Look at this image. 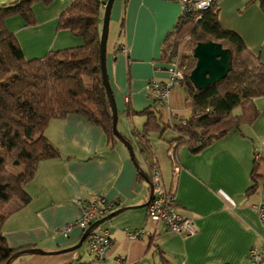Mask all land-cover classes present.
Here are the masks:
<instances>
[{
    "label": "crops",
    "instance_id": "obj_1",
    "mask_svg": "<svg viewBox=\"0 0 264 264\" xmlns=\"http://www.w3.org/2000/svg\"><path fill=\"white\" fill-rule=\"evenodd\" d=\"M15 1L0 0V7ZM70 4V0L35 4L32 25L19 16L7 20V30L27 60L82 46L81 38L59 28V18ZM183 11L180 3L170 0L115 1L107 69L118 107L119 132L132 144L140 169L121 141H108L102 128L83 116L53 119L46 137L60 158L39 164L26 186L31 202L14 212L3 229L10 248L45 253L25 254L12 264H119L121 260L126 264H250L252 249L264 251V222L255 209L264 203V96L255 99L260 114L253 124L242 125L198 153L184 145L177 148L178 175L169 156L178 134L171 129L168 135L161 129L144 135L148 121L144 111L167 107L171 118L177 116L170 97L167 106L153 101L150 86L170 78L171 63L164 50ZM103 17L104 8L101 27ZM219 19L264 64L261 2L219 0ZM256 161L259 187L248 193ZM154 168L160 169L166 190L176 195L178 211L194 220L195 235L171 233L162 224L148 221L143 206L149 200L151 183L142 172L151 181ZM93 197L119 199L122 204L115 211L128 208L104 223L112 245L102 262L96 261L87 241L86 250L61 252L80 242L84 232L79 227H73L68 237L57 233L80 219L78 201ZM140 228L146 230L142 238L128 239L125 231Z\"/></svg>",
    "mask_w": 264,
    "mask_h": 264
},
{
    "label": "trees",
    "instance_id": "obj_2",
    "mask_svg": "<svg viewBox=\"0 0 264 264\" xmlns=\"http://www.w3.org/2000/svg\"><path fill=\"white\" fill-rule=\"evenodd\" d=\"M53 1L16 0L0 7V264H12L14 255L24 251L9 247L3 232L6 221L31 202L26 186L39 164L60 158L59 150L46 137L49 123L80 115L102 128L108 141H119L113 133V112L101 73V12L106 0H70L59 18V28L69 30L83 44L51 51L43 58L27 60L7 30L6 22L13 17L34 24V5ZM259 1L264 10V0ZM208 41L221 43L232 52V69L225 79L198 90L190 80L197 60L193 53L180 55V47ZM164 57L170 63L179 59L185 74L180 86L192 111L189 118L175 116L170 126L178 134L172 144L176 150L184 145L198 153L259 117L255 99L264 96V64L238 33L222 27L219 0L207 10L183 11L167 39ZM143 114L148 116L144 135L162 129L155 111ZM258 164L256 161L248 193L259 187Z\"/></svg>",
    "mask_w": 264,
    "mask_h": 264
},
{
    "label": "built area",
    "instance_id": "obj_3",
    "mask_svg": "<svg viewBox=\"0 0 264 264\" xmlns=\"http://www.w3.org/2000/svg\"><path fill=\"white\" fill-rule=\"evenodd\" d=\"M178 2L182 5L185 12L194 10H207L212 7L217 0H170ZM104 1V8L106 6ZM170 78L167 82L158 83L156 81L151 83L150 96L156 104L160 106H167L169 104L170 92L180 86L185 79L183 70L179 67V59L176 58L171 63L168 69ZM169 111H172L169 108ZM172 118L175 119L173 116ZM171 122V121H170ZM173 127V124H171ZM170 159L174 164L175 175L180 171V165L176 156L175 146H171L169 151ZM259 155H256V160ZM152 186V199L147 207V219L155 224H162L167 231L186 237L196 234L197 229L194 220L178 211L177 197L174 193L166 190L160 169L154 168L152 179L150 181ZM80 207L81 217L74 223L67 225L57 231L68 237L73 227H79L85 232L89 227L113 213L119 206L121 201L119 199L109 201L104 197H93L88 201H78ZM260 219L264 222V203L255 206ZM128 239L136 240L142 238L146 230L144 228L133 231H125ZM89 251L94 255L97 262H102L107 258V253L112 245L110 230L104 224L100 225L94 230L87 239ZM250 264H264V251L252 249L249 253ZM119 264H126L125 261H119Z\"/></svg>",
    "mask_w": 264,
    "mask_h": 264
},
{
    "label": "water",
    "instance_id": "obj_4",
    "mask_svg": "<svg viewBox=\"0 0 264 264\" xmlns=\"http://www.w3.org/2000/svg\"><path fill=\"white\" fill-rule=\"evenodd\" d=\"M115 1L116 0H107L106 6L104 8L103 26H102L101 43H100L102 80L113 112V133L119 139V141H121L127 147L137 167L140 169V166L138 165L135 159V152L132 144L118 130V114H119L118 107L112 90L108 69H107V42L109 36L112 9L115 4ZM193 55L197 60V64L190 74V80L198 90L207 89L213 84H216L221 80L225 79L232 69L233 54L229 49L224 48L221 43L215 41L199 43L195 47L193 51ZM142 175L150 183L146 174L142 172ZM150 190L151 192H150L149 200L143 207H148L152 199L151 184H150ZM127 209L128 208H122L117 211H114L107 217L93 223L89 227V229H87L84 232L80 242L76 246L61 252L63 253L72 252L80 249L94 230H96L100 225L112 220L114 217L123 213ZM44 253L45 252L40 249H27L18 252L17 254L14 255L13 258L17 259L25 254H44Z\"/></svg>",
    "mask_w": 264,
    "mask_h": 264
},
{
    "label": "rangeland",
    "instance_id": "obj_5",
    "mask_svg": "<svg viewBox=\"0 0 264 264\" xmlns=\"http://www.w3.org/2000/svg\"><path fill=\"white\" fill-rule=\"evenodd\" d=\"M112 32H113V26H111V23H110L107 48L110 43ZM195 47H194L193 42H190L187 46H184V47L181 46L180 55L192 54ZM170 105H171V108L174 110V115L176 114L178 117L189 118L192 114L191 109L188 108L186 105V93H185L184 87L178 86L170 92ZM154 111L156 112V115L159 119V123L162 129H164L169 135L172 132L171 130L172 128L169 127L170 121H171V124L175 123V119L171 118L169 109L167 107H164V108L155 107ZM236 112H239V109H237ZM118 130H119V114H118ZM81 249L82 250L87 249L86 243L83 244Z\"/></svg>",
    "mask_w": 264,
    "mask_h": 264
}]
</instances>
